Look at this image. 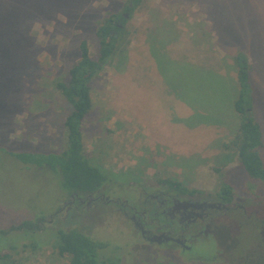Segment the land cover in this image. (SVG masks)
<instances>
[{
  "label": "rangeland",
  "instance_id": "obj_1",
  "mask_svg": "<svg viewBox=\"0 0 264 264\" xmlns=\"http://www.w3.org/2000/svg\"><path fill=\"white\" fill-rule=\"evenodd\" d=\"M126 2L0 0V29L17 37L0 40V254L9 256L0 264H68V259L59 257L54 246L58 232L66 230L106 243L101 256L121 264H264V177L252 179L240 165L232 142L219 144L218 132L214 131L219 126L214 124L219 122H228L230 129L236 128L231 103L236 89L231 81H223L222 91L213 88L212 80L203 82L198 102L209 104L200 116L203 125L187 128L184 122L174 124L166 120L167 130L161 140L152 144L156 152L151 158V141H145L146 133L153 131L160 120L158 115L180 120L182 111L154 108L151 81L141 73L146 70L139 73L141 78L129 79L127 75L123 81V75L116 73L114 60L103 66L90 83L92 107L82 127V141L91 163L108 172L124 173L107 178L91 194L132 200L130 195L123 194L127 184L145 183L154 187L158 180L171 177L180 182L182 189L194 190V194L208 201L230 205L227 213L216 212L211 221L212 239L207 240L210 247H206V253L211 259L217 249L218 256L213 262L174 258L163 263L165 257L172 256L171 249L137 241L126 218L118 213L107 209L86 211L85 207L77 212L71 208L68 211L63 205L77 193L64 187L60 174L44 167L25 166L9 155L64 150V121L71 106L55 91V81L67 79V71L79 60L81 41L87 42L92 59L98 57L95 34L98 23L109 14L122 13ZM243 2L141 0L130 17L125 14L128 33L120 41L119 50L131 58L148 54L146 43L135 44L136 33L141 31L138 25L149 23V17L153 16L160 20L167 17L166 24L171 29L182 15L185 22H200L203 11L214 3L222 18H228L227 26L234 25L236 30L244 25L243 17L236 18L226 8L229 3ZM249 2L251 17L246 21L249 29L244 35L253 56L260 58L252 67L249 81L256 105L253 118L261 128L259 155L264 169V31L255 28L256 24L264 27V0ZM199 11L201 16L196 17ZM3 17L6 20L2 24ZM210 89L211 93L205 95ZM238 205L244 208L238 209ZM22 224L26 227L15 229ZM35 226L41 230L34 229Z\"/></svg>",
  "mask_w": 264,
  "mask_h": 264
},
{
  "label": "trees",
  "instance_id": "obj_2",
  "mask_svg": "<svg viewBox=\"0 0 264 264\" xmlns=\"http://www.w3.org/2000/svg\"><path fill=\"white\" fill-rule=\"evenodd\" d=\"M140 4L141 0H127L122 13L109 14L100 21L95 32L99 46L98 57L95 60L92 59L87 42L81 41L79 43V60L67 71V79L55 81V91L71 106V111L64 121L66 131L64 150L59 153L47 154L33 152L9 154L25 166L44 167L57 172L62 177L64 187L79 196L97 191L106 179L113 175H124L120 172L118 174L108 172L91 163L82 141V127L92 107L90 83L103 66L124 56L122 55L123 51L119 50V46L121 45L120 41L128 33L125 29L128 17L125 14L130 17ZM5 20L6 17H3L2 24ZM7 39L16 40L17 37L11 31L0 29V40ZM125 42L126 40H123V43ZM234 60L237 66L239 86L234 109L239 117V127L231 145L236 149L239 163L247 174L252 179H259L264 177V169L259 155V148L262 147V134L259 124L251 113L253 92L249 81V62L242 52L237 53ZM157 183V186L168 185L181 193H196L194 190L182 189L180 182L171 177L158 180ZM23 227H26V224L15 229L20 230ZM37 228L40 229L37 226L34 227V229ZM54 246L59 257L68 259V264H120L118 260H108L101 256L100 251L107 246L106 243L94 241L75 230L59 231ZM8 257V253L0 254V263L7 261Z\"/></svg>",
  "mask_w": 264,
  "mask_h": 264
},
{
  "label": "crops",
  "instance_id": "obj_3",
  "mask_svg": "<svg viewBox=\"0 0 264 264\" xmlns=\"http://www.w3.org/2000/svg\"><path fill=\"white\" fill-rule=\"evenodd\" d=\"M229 4L230 7L226 8L227 10H232L231 12L238 19L241 16L243 17L241 22L244 25L238 26L236 30L234 25L227 26L228 18L224 16L222 18L216 3L212 8L211 5L208 9L206 7L208 12L207 10L203 11L202 15L204 17L201 18V21L205 20V22L202 23L203 25L196 26L195 29L193 27L201 21L188 23L185 22L186 18L182 15L178 18L179 21L176 22V26L171 29V26L166 24L167 17L164 16L165 18L163 17L160 20L157 16H153L149 17V23L138 25L137 27H141L139 29L141 31L139 33L135 31L137 36L134 35L137 46H142L145 43L148 45V54L134 55L132 58L127 55L123 59H115V63H117L116 73L123 75V81L127 75H130L129 79L141 78L139 73L142 69L146 70L141 73L148 76L147 78L151 81V98L154 108L157 110L160 108L164 110L165 108L173 113L177 110L182 111L180 120L174 118L164 119L158 115L160 120H158L157 125L154 124L153 131L150 130L149 133H146L148 137L145 141L148 143L151 141V158L156 152L152 144L157 140H161L165 135V130H167L166 120H170L174 124L178 121L184 122L187 124L185 125L187 128L203 125L200 116L205 114V110L209 105L198 102V93H202L200 88H203V82L212 80L214 83L213 88L222 91L223 81H231L235 86L236 95L238 94L237 66L234 58L239 52H242L249 62L250 80L252 67L260 59L253 56L252 48L248 46L249 42L246 40V35H244L249 29L246 21L251 17L250 2L247 3V0H244L242 4ZM162 10L166 11V9ZM165 14H167V11ZM195 16H201L200 11L195 13ZM215 16H217L216 19ZM255 28L264 31V27L262 28L260 24H256ZM129 72L132 74H129ZM177 76H180V79ZM117 84L116 87L118 88L120 85L118 82ZM198 89L199 91H197ZM116 91L119 93L120 87L119 91L118 89ZM211 91V89L208 90L205 95L211 93ZM236 95L231 98L232 113L237 119L236 128L232 127L230 129L231 125L228 122L214 124V126L219 124L218 129H214L218 132L217 142L219 144L232 142L237 134L239 117L234 109ZM185 97L189 99L187 100ZM254 108H256L255 104H253L252 116H254ZM162 157L164 158V156Z\"/></svg>",
  "mask_w": 264,
  "mask_h": 264
},
{
  "label": "flooded vegetation",
  "instance_id": "obj_4",
  "mask_svg": "<svg viewBox=\"0 0 264 264\" xmlns=\"http://www.w3.org/2000/svg\"><path fill=\"white\" fill-rule=\"evenodd\" d=\"M156 187L158 186L151 187L145 183L127 184L123 194L130 195L132 200L127 196V199H111L101 194H73L63 207L68 211L73 209L72 212L85 207L86 211L107 209L120 214L126 218L137 241L142 240L172 250L173 257H165L163 263L173 261L174 258H181L186 262L195 258L204 263L213 262L218 256L217 249L211 259L206 253V247H210L207 240L212 236L211 221L216 212L227 213L230 205L219 200L208 201L194 193H181L168 185ZM210 204H221V207L211 208ZM109 205L112 207L108 208ZM240 208L244 207L238 205V209ZM247 217H252V214Z\"/></svg>",
  "mask_w": 264,
  "mask_h": 264
},
{
  "label": "water",
  "instance_id": "obj_5",
  "mask_svg": "<svg viewBox=\"0 0 264 264\" xmlns=\"http://www.w3.org/2000/svg\"><path fill=\"white\" fill-rule=\"evenodd\" d=\"M127 17V16H126ZM210 207L211 208H214V207H216L217 209H219L220 207H221V204H210ZM261 237H262V239H263V231H261ZM158 241V240H157ZM263 241H264V239H263Z\"/></svg>",
  "mask_w": 264,
  "mask_h": 264
}]
</instances>
